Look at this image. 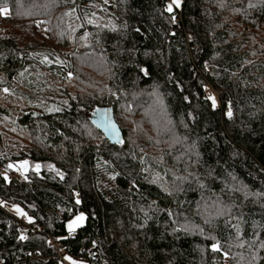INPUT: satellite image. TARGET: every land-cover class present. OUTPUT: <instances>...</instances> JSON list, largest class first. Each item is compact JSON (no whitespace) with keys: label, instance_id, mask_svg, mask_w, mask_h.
Wrapping results in <instances>:
<instances>
[{"label":"trees","instance_id":"16d2710c","mask_svg":"<svg viewBox=\"0 0 264 264\" xmlns=\"http://www.w3.org/2000/svg\"><path fill=\"white\" fill-rule=\"evenodd\" d=\"M3 7L0 264H264V0Z\"/></svg>","mask_w":264,"mask_h":264},{"label":"built area","instance_id":"2783aa9c","mask_svg":"<svg viewBox=\"0 0 264 264\" xmlns=\"http://www.w3.org/2000/svg\"><path fill=\"white\" fill-rule=\"evenodd\" d=\"M170 3H171V1H168V4H170ZM179 20L180 19H177L178 23L180 22ZM19 176H20V172L18 170H14L10 173V177H12V178H18ZM24 217L25 216L22 215L21 218L24 219ZM29 230L39 231V232L45 231L43 227H30V228H27L25 226L19 227V232L22 236H27L29 233ZM76 234H77V232L74 231L72 233V236H75ZM49 245L51 246V251H52L53 255L59 258L60 264H69L67 261V257H66V250H65L60 238L55 237V236H50Z\"/></svg>","mask_w":264,"mask_h":264},{"label":"rangeland","instance_id":"374dc122","mask_svg":"<svg viewBox=\"0 0 264 264\" xmlns=\"http://www.w3.org/2000/svg\"><path fill=\"white\" fill-rule=\"evenodd\" d=\"M179 4H180V0H179ZM208 94H209L210 97H214V98H215V103H214V104H215V105L218 104V103H217L218 100H217L216 93L214 92V90H212V89L209 88V89H208ZM229 112H230V111H229ZM20 168H21V170H18V171H20V172H22V170H23V171L26 170V166H25L24 164H21V165H20ZM11 209H12L13 211L17 212L18 214H21V213H22V210H21L19 207L12 206ZM81 215L84 217V219H83L82 221H77L76 218L79 217V216H81ZM77 217H75L74 219L70 220V221L67 223V227L69 228V224L72 223L73 221H76V223L73 224L71 230H73V229H77V228H78L79 226H81V225L85 222V220H86V214H85V213H80ZM67 261H68L69 264H88L87 262L79 261V260H77V259H73V258L68 257V256H67Z\"/></svg>","mask_w":264,"mask_h":264},{"label":"snow or ice","instance_id":"6c2138e0","mask_svg":"<svg viewBox=\"0 0 264 264\" xmlns=\"http://www.w3.org/2000/svg\"><path fill=\"white\" fill-rule=\"evenodd\" d=\"M174 3H176L177 5L179 4V0H174ZM167 10L169 12H171L173 10L172 4H169L167 6ZM0 11L4 12L5 14L9 11L7 7H3L2 9H0ZM209 99H211L213 101V103H215V98L214 97H209ZM229 115H231V113L229 112ZM23 214V213H21ZM84 219V217L81 215L79 217L76 218L77 221H82ZM76 221H73L72 223L69 224V229H72L73 224H75ZM215 248V246H214Z\"/></svg>","mask_w":264,"mask_h":264},{"label":"water","instance_id":"95a60500","mask_svg":"<svg viewBox=\"0 0 264 264\" xmlns=\"http://www.w3.org/2000/svg\"><path fill=\"white\" fill-rule=\"evenodd\" d=\"M107 135L109 136V138L112 137L111 133L110 132H107Z\"/></svg>","mask_w":264,"mask_h":264}]
</instances>
